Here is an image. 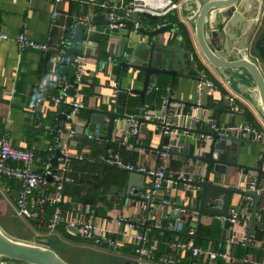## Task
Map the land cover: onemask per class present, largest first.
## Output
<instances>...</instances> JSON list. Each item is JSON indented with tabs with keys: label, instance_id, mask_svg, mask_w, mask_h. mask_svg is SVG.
<instances>
[{
	"label": "crops",
	"instance_id": "obj_1",
	"mask_svg": "<svg viewBox=\"0 0 264 264\" xmlns=\"http://www.w3.org/2000/svg\"><path fill=\"white\" fill-rule=\"evenodd\" d=\"M174 1L180 3L181 6L173 12L178 20L188 28L192 36L185 16L189 15L194 0ZM129 2L130 0H62L58 3H53L52 0H0V35L6 36V38L0 37V138H5L12 147L33 148L35 158L33 168L36 171H41L50 141V126L55 125L57 123L55 120L58 119L60 123L74 128L76 132L73 136H69L66 129L62 135L65 144L69 147L70 156L73 158L74 170L71 182H74V187L68 189L65 186L63 191V196L68 200L64 207V214L77 221L92 220L95 225H105L112 231L109 238L116 242L117 247L114 249L105 244L93 245L79 235L69 232L62 225L58 226L53 234H48L46 230H40V228L34 227L29 220L16 218L14 214L12 217H15L18 225L23 226L25 230H18L14 233L18 237L9 235L32 243H40L43 239H47L46 245L53 248L61 257L62 255L52 244L58 240H64L75 245L78 250L94 255L97 258L96 264H114L125 259L137 258L134 252V243L123 233L143 232L148 237L147 246L152 249V264H157L155 262L159 257L168 254L175 257L176 264H207V255L192 256L189 250L169 248L168 242L174 239L175 235L171 232L168 236L156 226V224L161 226V219L170 214L171 206L180 205L183 209L180 215L183 222L190 224L195 229L197 216L185 207H198L199 191H184L182 184L177 182L173 185L168 196L164 195L162 191L153 194V198L158 203L152 205L148 217H146V204L143 202L129 199L122 207L114 196L121 194L122 181L126 172L115 168H102L96 164L95 162L103 156L105 151L104 139L101 136L103 141L100 142L85 135L89 108L113 109L114 86L117 87L120 82L122 88L142 87L143 74L131 69L124 72L119 81L122 67L118 62L123 59L125 53L131 50L132 42L135 44L145 42L146 37L138 33L135 22L130 29L123 23V26L114 30L96 23L94 26L91 24V29H88L85 24L84 30L78 35L77 42H74L77 20L85 23L88 20L92 22L97 15L105 16L102 5H115L118 7V13L124 16L126 5ZM54 12L57 14L53 15ZM142 19L145 24H153V20L150 18L144 16ZM126 20L127 18L124 21ZM21 32H24L34 42L48 44V49L43 51L27 47L20 50L15 38ZM71 35H73L72 38H70ZM64 44H67L66 49L75 45L79 53L77 56H83L85 61V76L77 96L84 106L74 116L71 114L69 116L67 113L69 108L67 104H57L53 101L57 94L58 77L64 74L61 72V68L58 69V58L61 55L70 57L67 55L66 49L62 48ZM195 46L194 43L193 50L197 52ZM198 58L204 65L203 69L206 70L208 77L218 85L219 89L218 91L207 90L204 93L202 97L203 119L189 135L180 134L169 138L170 141L173 140L171 151L174 153H169L166 174L179 171L192 174L203 169L202 162H198L196 169H193L194 164L190 162V159L178 152L189 150V152L195 151L197 154L207 156L212 138L210 135L200 138V133H197L196 130L213 132L214 122L219 113L218 128L230 123L251 122L250 124L258 131L264 133V118L248 98L246 92L237 87L236 81L228 84L226 78L211 67L199 54ZM199 70L196 65L184 68L183 73L187 76L176 77L174 80L172 98L182 102L185 110H190L195 103ZM166 80L169 83L168 75H160L156 85H161ZM41 81L44 84L43 99H39L38 95V85ZM156 85H151L147 93ZM168 92L169 90L166 95ZM135 96L139 97L138 106L125 107L122 100L128 97L134 99ZM230 96L235 97V101L231 105L227 100ZM73 98V94H69L67 100L70 101ZM161 102L162 100L158 104L154 102L152 106H145L146 117L156 113ZM140 104L139 95L121 91L118 97L117 111L134 115L136 118L140 112ZM219 104L224 109L221 112L217 111ZM64 113L67 114L65 119L62 118ZM127 130L128 120L123 119L117 122L113 138L118 142L123 141L125 144L118 145L117 142L111 141L116 144L115 151L121 163L129 165L130 150L135 141L137 145L132 154V165L135 168L142 166L148 170L160 166L161 159L156 150L160 142V131L156 126L141 123L137 136L128 134ZM233 135L238 136L239 133ZM243 135L246 139H250L246 134ZM165 143L166 141L163 146ZM198 144L201 145L199 148ZM245 147H248L247 144H243V148ZM250 147L253 151V163L256 158L260 157L262 146L255 143ZM76 155H82L83 159H74ZM184 162L185 165H183ZM248 177H254V173L251 172L248 176H244L240 172H233L229 169L224 182L228 186L243 189ZM139 181L143 184L141 188H138L140 194L148 195L152 177L143 175L140 176ZM9 183L0 178V193L10 199L11 207L15 210L20 183L17 179ZM103 183L109 187L104 195L101 193ZM261 183H264V178ZM133 189L134 187H132ZM91 194H94L92 198H88ZM166 197L170 201V205L164 206L161 202ZM246 197L245 195L232 194L229 206L231 213L247 212L250 216L252 200L249 201ZM119 206L122 207L120 210ZM256 217L263 224L255 226L256 234L249 237L251 245L245 247L244 244L247 240V220L245 218L231 222L228 218L201 216L199 228L205 235L202 248L225 250L227 238L234 236L237 242L230 247L231 259L218 258L217 264H264V199L258 203ZM120 219L124 220L118 225L117 221ZM145 221H147V225L143 227ZM243 237H246V240L241 243L240 239ZM178 238L183 243L193 242L181 234Z\"/></svg>",
	"mask_w": 264,
	"mask_h": 264
},
{
	"label": "water",
	"instance_id": "obj_2",
	"mask_svg": "<svg viewBox=\"0 0 264 264\" xmlns=\"http://www.w3.org/2000/svg\"><path fill=\"white\" fill-rule=\"evenodd\" d=\"M144 16L152 19L153 24H145L142 19ZM185 20L192 32L191 36L187 28L189 41L184 39L175 23L161 22L159 16L150 12L128 11L127 20H123V23L127 25L128 29L132 27L134 22L137 23L138 33L146 37V40L136 44L132 42L131 50L125 53L123 59L118 62L122 67L119 81L124 72L131 69L143 74L142 87L122 88L119 82L115 92L113 109L89 108L86 120L85 135L97 130L105 143L104 154L95 163L102 168L109 167L126 172L122 181V192L115 195V199L120 202L122 207L126 205L129 199L145 203L146 217L149 216L152 205L158 203L152 194L153 179L148 188V195H141L138 188H141L143 184L139 178L150 174L136 168L120 166L116 163V158L110 156V144L117 122L130 119V115L117 111L118 97L121 91L140 96V112L136 120L139 128L141 123H148L156 126L160 131V142L156 148L159 153L163 151V143L169 137L164 132V123L146 117L145 95L151 85H156L160 75H168L170 77L168 102L173 101L172 88L175 78L187 76L184 75L183 69L197 65L195 59H199L198 54L224 76L228 84L236 81L237 87L246 92L248 98L255 104L264 118V0H194ZM110 22L109 19L100 14L95 17L91 24L94 26L98 23L105 27ZM76 27L74 42H77L79 33L84 30L85 23L78 19ZM193 42L198 53L193 50ZM66 53L71 58L79 55L75 45L67 48ZM61 72L66 74L71 82L75 67L64 65L61 67ZM68 93L71 95L74 93L73 87L69 89ZM221 100L223 101V98ZM223 110L222 105L219 104L217 111ZM69 112L70 106L67 109V113ZM66 115V113L62 114V118L65 119ZM219 120L220 113L214 122L213 132L196 130L197 133L209 134L212 138L207 156L197 154L195 151L189 152V150L182 153L178 152V154L190 159V162L194 164L193 169H196L198 162H202L204 165L199 172L190 174L192 179L189 181L199 191V205L197 208L185 207L197 216L195 233L193 235L188 234V226L184 224L180 234L187 237L188 240L195 241L199 236L198 228L201 216L229 218L231 216L229 206L232 194L251 196L252 206L247 220V240L244 244L246 247L251 245L249 237L256 234L255 226L263 224L257 220L256 210L259 201L264 199V194H258L256 190L228 186L224 181L229 169L233 172H240L244 176H248L252 172L257 188L264 178V143L246 139L243 133H239L238 136L219 135L217 133ZM255 143L262 146V152L260 157L252 163L253 151L250 145ZM243 144H247L248 147L243 148ZM133 145L130 150L129 165H132V154L137 145L135 141ZM199 146L201 145L198 144L197 147L199 148ZM168 151L171 154L174 153L171 149ZM60 155V151H56L51 161L53 165L57 164ZM150 176L152 177V175ZM132 187H134L133 190ZM122 207L119 206L118 209L120 210ZM174 207H180V205H174ZM172 213L175 216V213L171 211L168 216L161 219L162 224L158 227L168 236L171 234L168 226L173 222ZM146 225L147 221L144 222L143 227ZM71 229L73 232L76 231L75 228ZM46 244L47 239H43L40 243L16 239L0 228V261L6 260L9 264H71ZM114 264L143 263H139L136 259H125Z\"/></svg>",
	"mask_w": 264,
	"mask_h": 264
},
{
	"label": "built area",
	"instance_id": "obj_3",
	"mask_svg": "<svg viewBox=\"0 0 264 264\" xmlns=\"http://www.w3.org/2000/svg\"><path fill=\"white\" fill-rule=\"evenodd\" d=\"M60 1L62 0H52L53 3H58ZM102 7L105 11V18L111 21L106 28L114 30L123 26V20L127 18V13L130 10L146 11L160 17L178 9L180 7V3L174 0H130V2L126 5L124 16L118 13V7L115 5H102ZM56 14L57 12L53 13V15ZM85 24L88 26V29H91L90 20L86 21ZM0 37L6 38L4 34H1ZM72 37L73 35L70 36V38ZM15 41L20 50H23L27 47L38 48L43 51L48 49V44L34 42L24 32L19 33L16 36ZM66 47L67 44L62 46L63 49H66ZM63 49L61 50L64 51ZM57 63L58 69L64 65L75 67L74 76L71 82L68 80L67 75H59L57 94L53 98V101L57 104H67L70 106V112L68 114L69 116L70 114L71 116H74L77 111L84 106L83 103L77 99L80 84L83 82L85 76L84 57L76 56L74 58H70L68 56L61 55L58 58ZM72 87L74 89V98L73 100L68 101V91ZM165 89L168 91L169 87H166ZM218 89V85L208 77L206 70L200 69L197 75L195 103L190 110H185L183 103L180 101L173 100L168 102V96L164 95L162 97V103L159 110L147 118L164 123V132L169 138L171 136H178L180 134L187 136L193 129L196 128L198 124L201 123L203 119L202 114L204 109L202 106V97L204 93L207 90L218 91ZM116 90L117 87L114 86V92H116ZM43 91L44 84L41 81L38 85L39 99H43ZM227 100L231 105L234 103L235 97L230 96ZM65 129L69 136H73L76 132L74 128L66 126L65 124L60 123V121H58L55 125L50 126V141L46 149L47 155L44 159L41 171H36L33 168L35 159L33 148L20 149L12 147L5 138H0V178L11 177L17 179L20 183L15 205V213L18 217L42 223L45 220L44 206L49 204L53 207V210L45 224L48 234H53L56 228L63 224L69 232H73L71 228H75L76 231L75 233L73 232V234H77L80 237L90 241L93 245L101 246L105 244L115 249L117 244L113 239L109 238V234L112 233V231L108 227L105 225H95L92 220H86L82 222L77 221L66 217L64 214V207L68 200L63 196V191L65 185L73 181L74 172L72 166L73 158L70 156L69 147L65 144L62 137ZM139 129L140 128L135 116L130 115V119H128V134L136 135L139 133ZM217 133L222 136L243 133L253 141L264 143V133L258 131L255 127L246 122L244 124H225L217 129ZM208 136L209 134L207 135L200 133V138ZM88 138L95 139L96 141L100 142L103 141L97 130H95L93 133H89ZM169 138L166 140V143L163 146V151L159 153V158L161 159L160 166L152 170H148L142 166H138L136 169L147 171L150 175H152V194L162 191L164 195L168 196L170 191L173 189V185L177 182L182 184V189L184 191H198L196 186L189 183V181L192 179L190 174H186V172L183 171L166 174V167L169 160L168 150L173 147V143H171ZM112 141L117 142L118 145L125 144V142H118L114 138H112ZM56 151H60L61 155L57 159V165H53L51 161L55 156ZM110 156L115 157L116 163L120 166L122 165L125 168L131 169L135 168L133 165H123L118 159L119 157L117 153H114L112 150H110ZM74 159L82 160L83 156L76 155L74 156ZM243 189L256 190L258 194L262 195L264 194V183H260L256 188L255 179L253 177H248L245 182V188ZM246 199L251 201L252 197L247 196ZM161 203L164 206L170 205V201L167 199V197L162 199ZM182 210L183 209L181 207L171 206L170 208V211L174 212L175 216H173V213L171 214L173 217V222L169 224L168 228L170 232L175 235V237L174 239L169 240L168 247L172 250H189L192 256L207 255V264H217L216 260L218 258H223L225 260L231 259L229 251L230 247L237 242L234 236L227 238V247L225 250H206L200 246L194 245L193 242H181L178 237L183 225L185 224L180 216ZM240 218H245L248 220L249 215L247 212L241 214L233 212L228 219L231 222H236ZM122 220L124 219L118 220L117 224H121ZM156 226L160 227L158 224H156ZM194 233L195 229L192 228V226L191 228H188V234L193 235ZM123 234L129 237L134 243V252L137 255L136 260L139 263L152 264V249L147 246V235L143 232H134L132 234H127L124 232ZM240 240L241 243H244L246 237H243ZM176 262L177 260L175 257L171 254H168L159 257L155 263L176 264ZM0 264L9 263L6 260H2L0 261Z\"/></svg>",
	"mask_w": 264,
	"mask_h": 264
},
{
	"label": "trees",
	"instance_id": "obj_4",
	"mask_svg": "<svg viewBox=\"0 0 264 264\" xmlns=\"http://www.w3.org/2000/svg\"><path fill=\"white\" fill-rule=\"evenodd\" d=\"M159 20L161 22H164V23H175L178 28H179V31L181 33V35L184 37V39H188L187 41H189V33H188V30L187 28L185 27V25H183L177 18V16L175 15V13L172 11V12H169L168 14L164 15V16H160L159 17ZM196 61V67H198L199 69H203L205 68L204 65L200 62L199 59H195ZM211 79V78H210ZM166 87H169L170 88V85L168 83V81L166 80L163 84L161 85H156V87L152 88L146 95L145 97V101H144V105L146 107H149V106H152L153 103L155 102L156 104L160 103V101L162 100V96L163 95H166ZM123 101V104L125 107H130V108H133V107H136L138 106V102H139V97L138 96H135V98H125ZM162 103V102H161ZM131 113V112H130ZM55 122H58V119L55 120ZM251 123V122H250ZM249 123V124H250ZM251 125V124H250ZM253 126V125H252ZM254 127V126H253ZM114 145V146H113ZM115 146L116 144L115 143H111V147H110V150H112L114 153H116V149H115ZM46 156V155H45ZM46 158V157H45ZM1 179H4L6 180V182H11V181H14L15 178H11V177H2ZM74 183V182H73ZM73 183H68L66 184V188H73ZM10 184V183H9ZM19 187H20V184H19ZM108 186L103 183V188H102V195H104L106 193V191L108 190ZM94 194H91V196H88V198H92ZM52 210H53V207L49 204H46L44 206V222L42 223H39L38 221H33V220H29V222H31L33 224L34 227H37V228H40V230H46L45 228V224H46V221L47 219L49 218V216L51 215L52 213ZM17 218V216H15ZM14 217V219L16 220V218ZM1 227L10 235L14 236V237H18L16 234H13L11 232H9V230H7L6 227H4V224L3 223H0ZM63 227L64 225L61 224ZM186 225L188 226V228H191L190 224L186 223ZM206 234V233H205ZM198 238L193 241L194 245L196 246H200V247H203L202 243L203 240H204V232L203 230H201L199 228L198 230ZM21 238H23L22 236H19ZM172 238V237H171ZM218 264H221V263H218Z\"/></svg>",
	"mask_w": 264,
	"mask_h": 264
},
{
	"label": "rangeland",
	"instance_id": "obj_5",
	"mask_svg": "<svg viewBox=\"0 0 264 264\" xmlns=\"http://www.w3.org/2000/svg\"><path fill=\"white\" fill-rule=\"evenodd\" d=\"M9 200V198L1 195L0 193V223H3L4 227H6L9 232L14 234L18 230L23 231L25 229H23V226H19L18 222L12 217L13 214L16 215V209L14 210L13 207H11V203ZM0 228H2L1 225ZM52 245L57 249L62 257H64L71 264H96L97 258L94 255L86 254L85 252L78 250V248L71 243H68L64 240H58Z\"/></svg>",
	"mask_w": 264,
	"mask_h": 264
}]
</instances>
